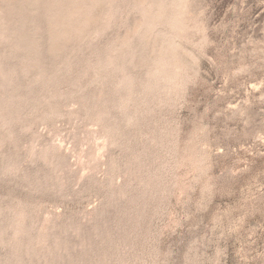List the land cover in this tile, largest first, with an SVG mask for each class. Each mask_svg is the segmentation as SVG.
I'll list each match as a JSON object with an SVG mask.
<instances>
[{
	"label": "rangeland",
	"instance_id": "1",
	"mask_svg": "<svg viewBox=\"0 0 264 264\" xmlns=\"http://www.w3.org/2000/svg\"><path fill=\"white\" fill-rule=\"evenodd\" d=\"M0 264H264V0H0Z\"/></svg>",
	"mask_w": 264,
	"mask_h": 264
}]
</instances>
